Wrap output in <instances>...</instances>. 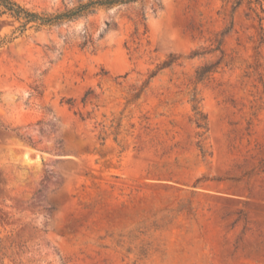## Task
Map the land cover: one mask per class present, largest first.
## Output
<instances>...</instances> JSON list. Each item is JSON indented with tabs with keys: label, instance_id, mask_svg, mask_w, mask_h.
I'll return each instance as SVG.
<instances>
[{
	"label": "rangeland",
	"instance_id": "1",
	"mask_svg": "<svg viewBox=\"0 0 264 264\" xmlns=\"http://www.w3.org/2000/svg\"><path fill=\"white\" fill-rule=\"evenodd\" d=\"M10 1L0 264H264V20L138 0L43 23L80 0Z\"/></svg>",
	"mask_w": 264,
	"mask_h": 264
},
{
	"label": "trees",
	"instance_id": "2",
	"mask_svg": "<svg viewBox=\"0 0 264 264\" xmlns=\"http://www.w3.org/2000/svg\"><path fill=\"white\" fill-rule=\"evenodd\" d=\"M2 4L8 7L9 4L13 5V2L10 0H0ZM133 1L138 0H80L78 5H76L73 8L66 9L65 11L59 12L57 14H52L50 16L44 17L41 16L37 12H27V19L29 21H42L43 23H55L63 19H74L81 15H87L89 13H93L97 10L99 6H113L116 4H122V3H129ZM246 2L249 6V9L253 13V18L255 20H258L261 28L263 29V20H264V4L263 0H236L234 4V9L239 7L242 3ZM10 10H13L11 6L9 7ZM14 11V10H13ZM229 31V28H226L223 31V34L227 33ZM221 50V57L214 63H205L201 65L196 70V81L200 82L206 78H208L213 72L217 71L219 66L222 64L224 59V50L221 48V42L220 45L213 48V50ZM195 55L202 54L200 51H195ZM171 62L166 61L164 62V66L169 65ZM139 94H136L135 97H137ZM196 124L199 129V135L204 134V130L206 128V122L203 118H197ZM205 153V151H203Z\"/></svg>",
	"mask_w": 264,
	"mask_h": 264
},
{
	"label": "water",
	"instance_id": "3",
	"mask_svg": "<svg viewBox=\"0 0 264 264\" xmlns=\"http://www.w3.org/2000/svg\"><path fill=\"white\" fill-rule=\"evenodd\" d=\"M31 159H33V157H32L30 154H27V155H26V160L29 161V160H31Z\"/></svg>",
	"mask_w": 264,
	"mask_h": 264
}]
</instances>
